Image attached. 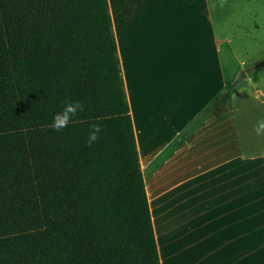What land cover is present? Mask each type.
<instances>
[{
  "label": "trees",
  "instance_id": "16d2710c",
  "mask_svg": "<svg viewBox=\"0 0 264 264\" xmlns=\"http://www.w3.org/2000/svg\"><path fill=\"white\" fill-rule=\"evenodd\" d=\"M0 264H160L107 0H0Z\"/></svg>",
  "mask_w": 264,
  "mask_h": 264
},
{
  "label": "crops",
  "instance_id": "0c3cea01",
  "mask_svg": "<svg viewBox=\"0 0 264 264\" xmlns=\"http://www.w3.org/2000/svg\"><path fill=\"white\" fill-rule=\"evenodd\" d=\"M107 5L160 264H264V92L212 105L231 76L219 3Z\"/></svg>",
  "mask_w": 264,
  "mask_h": 264
},
{
  "label": "rangeland",
  "instance_id": "374dc122",
  "mask_svg": "<svg viewBox=\"0 0 264 264\" xmlns=\"http://www.w3.org/2000/svg\"><path fill=\"white\" fill-rule=\"evenodd\" d=\"M217 2L223 12L219 8L213 16L215 24L222 18L225 72L231 75L228 85L243 69L248 78L238 83L233 93L255 96L258 88L264 92V0H209L211 5Z\"/></svg>",
  "mask_w": 264,
  "mask_h": 264
},
{
  "label": "clouds",
  "instance_id": "9594fccd",
  "mask_svg": "<svg viewBox=\"0 0 264 264\" xmlns=\"http://www.w3.org/2000/svg\"><path fill=\"white\" fill-rule=\"evenodd\" d=\"M240 67L242 68L243 65H241ZM230 81H231L230 76L228 77L222 76V89H226ZM83 108L84 106L79 99L67 102L66 104L63 105V107L59 111L53 114L52 121L48 126L57 132L62 131L64 128L68 127L70 123L73 122L77 114L80 111H83ZM101 131L102 128L99 123H95V122L89 123L88 133L85 139V143L89 146L92 145L94 142L98 140ZM253 132L258 137L264 136V119H259L256 122V125L253 128Z\"/></svg>",
  "mask_w": 264,
  "mask_h": 264
},
{
  "label": "water",
  "instance_id": "95a60500",
  "mask_svg": "<svg viewBox=\"0 0 264 264\" xmlns=\"http://www.w3.org/2000/svg\"><path fill=\"white\" fill-rule=\"evenodd\" d=\"M246 78V72L243 69H240L237 74L235 75V78L230 83V87H233L237 85L239 82L243 81Z\"/></svg>",
  "mask_w": 264,
  "mask_h": 264
}]
</instances>
